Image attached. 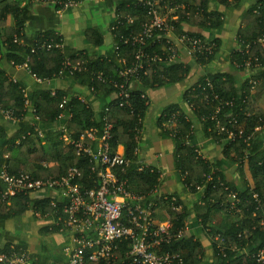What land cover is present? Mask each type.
Wrapping results in <instances>:
<instances>
[{
	"label": "trees",
	"instance_id": "obj_1",
	"mask_svg": "<svg viewBox=\"0 0 264 264\" xmlns=\"http://www.w3.org/2000/svg\"><path fill=\"white\" fill-rule=\"evenodd\" d=\"M66 1L0 0V61L4 60L13 67L26 64L33 79L32 83L29 78L27 89L24 83L11 79L5 70H0V109L10 112L18 122L23 121L28 125L27 132L34 134L27 135L25 131V138L17 144L14 143L17 136L7 140L10 146L2 152L17 151L24 160L12 163L8 157L0 161V170L7 166L11 173L26 171L33 178L46 179L60 178L73 167L80 173L76 181L82 191L98 189L99 163L86 153L76 154L72 145H65L56 127L57 123H62L74 141L91 129L99 134L103 127L104 107L107 106V119L112 126L111 151L122 146L123 158L127 162L123 170L117 169L116 175L119 180L126 181L130 192L143 196L144 202L155 200L154 191L161 183V173L141 162V156L150 147L144 136L172 139L173 165L181 188L190 194L199 192L202 197L188 204L173 194L175 202L169 199L159 202L165 208L171 228H185L195 219L209 240L207 247L213 264H262L256 261L255 255L264 247V108L258 106L264 95V41H259L264 38V0H163L159 3L160 13L173 10L167 14L173 25L172 38L167 41L161 32H152L150 37L142 39L143 43L134 39L148 21L145 11L137 0H116L118 23L110 31L112 54L107 56L96 51L104 44L105 36L95 27L83 31L95 48L91 51L64 46L62 37L54 30L32 35L24 33V2L28 3L27 11L30 12L32 5L39 2L50 3L59 11ZM218 7L241 8L242 27L233 34L237 48L231 51L227 46L232 40L203 34L217 33L225 24L229 11ZM9 16L10 25L6 21ZM187 23L197 30H186L184 24ZM125 38L128 39L126 43ZM189 41H193L191 57L203 69V75L184 90L176 103L163 107L150 127L145 122L150 112L148 97L132 86L136 83L145 90L163 89L185 80L191 68L178 59L177 46L189 44ZM55 44H62V48L57 49L53 46ZM139 48L160 60L141 61L143 68L125 84L129 96L123 104L118 97L117 86L124 81L119 72L135 62L134 56ZM172 49L174 58L171 59ZM222 57L226 58L223 63L233 66L231 73L221 71L219 61ZM66 59L72 64H80L81 70L72 74L63 71ZM98 74L106 77V81L98 80ZM57 77L72 78L76 84L72 88L53 89L34 80L39 78L45 82ZM84 89L85 92L81 93ZM60 115L62 119H59ZM34 127L41 130L42 137L35 135ZM151 129H155V134ZM2 131L0 127V137L5 138ZM229 133L233 135L230 138ZM196 136L221 146L223 158L235 163L240 172L245 163L251 186L238 190L226 181L225 175L216 169V162L203 158L196 146L191 145ZM84 143L94 146V142L87 139ZM4 189L0 180V192ZM230 192L236 193L239 212L232 211V220L213 227L211 213L224 207V197ZM50 202L47 198L33 200L29 194L19 193L8 205L0 207V214L23 215L31 209H39L41 215L48 213L57 217L62 205L56 203L52 206ZM58 228L53 225L51 231L56 232ZM215 235L223 239L222 244L214 240ZM166 249L179 251L183 264H202L205 260L202 241L195 239L188 230ZM27 250L23 242L11 244L0 239V253L27 255L34 264H48L46 260L39 263L40 258ZM60 250L55 251L60 253ZM66 261L67 258L61 264Z\"/></svg>",
	"mask_w": 264,
	"mask_h": 264
},
{
	"label": "built area",
	"instance_id": "obj_2",
	"mask_svg": "<svg viewBox=\"0 0 264 264\" xmlns=\"http://www.w3.org/2000/svg\"><path fill=\"white\" fill-rule=\"evenodd\" d=\"M163 0H137L145 11L147 22L142 26V32L134 41L143 43L144 37H150L152 32H161L163 37L169 41L172 38L173 25L159 11V3ZM78 2L68 0L63 3L62 9L75 6ZM118 16L111 22L109 29L113 31L118 23ZM172 19H175L173 17ZM133 19L131 18L130 21ZM183 38L180 39L182 41ZM264 41V38L259 40ZM128 39H124V43ZM193 52V41H189ZM49 45L48 47H50ZM57 49L62 48V44L53 45ZM117 49V46H115ZM191 52V53H192ZM135 62L131 66L125 67L119 72V76L124 79L118 87V97L120 102H125L129 93L126 89V82L133 77L138 69L143 68L142 60H160L156 56L146 54L142 49L135 53ZM26 69V64L23 65ZM80 64H72L69 59L63 63V71L72 74L80 71ZM98 80L104 82L106 77L97 75ZM37 82H43L35 78ZM122 103H120V106ZM0 111L11 121H17L11 117L10 112ZM109 108L104 107L102 116L103 127L99 134L91 129L74 141L67 135L64 125L58 127L61 132V139L65 145H72L75 153L88 154L92 160L99 163L98 175L100 186L96 190L82 191V186L76 181L80 173L76 168H69L66 174L60 178L47 177L46 179L33 178L26 171L11 173L7 166L0 170V180L4 183L5 189L0 192V207L8 205L11 198L19 193L35 194L44 188L60 189L66 197L61 213L57 215L58 222H63L68 230L69 242L64 247L67 261L65 264H183L179 251L166 249L172 242L182 237L185 228L172 229L170 221L166 218L157 221L156 211L159 202L168 200L175 202L176 197L171 193H161L155 189V200L144 202L143 196H135L130 192L125 180H119L116 175L117 169L123 170L127 162L123 158V151H111V129L112 126L107 119ZM59 119H62L60 115ZM171 120V124H172ZM222 131L223 128H220ZM33 131L38 137L43 133L37 127ZM239 135L241 131L238 132ZM33 136L34 134L27 133ZM228 134V138L232 137ZM23 136L22 139H24ZM94 142L93 145L85 144V140ZM233 139V138H231ZM237 198L224 204L226 211L239 212L236 207ZM52 206L56 202L51 200ZM175 205L171 207L174 208ZM59 224V223H58ZM208 231V229H207ZM214 240L223 243L219 235H215ZM258 263H264V247L255 255ZM0 264H34L27 255L0 253Z\"/></svg>",
	"mask_w": 264,
	"mask_h": 264
},
{
	"label": "crops",
	"instance_id": "obj_3",
	"mask_svg": "<svg viewBox=\"0 0 264 264\" xmlns=\"http://www.w3.org/2000/svg\"><path fill=\"white\" fill-rule=\"evenodd\" d=\"M116 0H81L75 6H71L59 11L55 10L50 3L39 2L32 5V9L27 11L28 3L24 2L22 4L25 10V27L24 33L26 35H32L38 31L54 30L61 37L64 46L72 47L76 50H93V46L85 38L83 31L89 28H97L102 35L105 36L104 44L96 49L100 55H110L112 54L113 40L110 35L109 26L111 22L114 21L116 15ZM219 10H228L229 15L226 18L225 24L217 31V33L209 34L208 32H203L207 37L218 36L222 39H230L233 42L227 46L228 51L237 48L236 42L233 39V34L235 30L242 27L239 18V9H234L233 7H218ZM168 13H171L167 11ZM7 24H11L10 16L7 17ZM186 29V28H185ZM188 30V29H186ZM197 30L191 28L189 31ZM181 56V50L178 49ZM224 59L221 58L220 69L226 73H231L233 71V66L229 63H223ZM188 64L191 71L188 77L180 83L169 86L163 89L145 90L136 83L132 86L136 89H140L148 97L150 103L149 117L145 121L148 126H152L153 122L160 112V110L171 104L176 103L184 90L196 80L203 75V69L198 67L193 59L190 61H182ZM0 70H5L11 79L20 81L24 83L25 87L28 89L30 86V81L33 83V79L29 76L28 70L24 66L13 67L6 63L4 60L0 61ZM29 78L31 79L29 81ZM36 80V79H34ZM37 81V80H36ZM44 86L49 85L53 89H61L66 87H74L76 81L72 78H55L54 80L38 82ZM85 89L81 93H84ZM258 106L264 108V95L260 98ZM61 125L57 123L56 130ZM0 127L3 131L0 137V161L6 158H11L12 163H17L24 160L22 154H17V151L13 152H2L3 149H7L10 143L7 140L14 138V143H19L22 140L25 131L28 133V125L23 121H11L5 117V115L0 111ZM258 129V128H256ZM151 132L155 134V129H151ZM147 144H150L149 149L146 153L141 156V162L143 165L152 166L157 168L161 175V183L157 190L161 193H171L180 197L183 202L190 203L198 201L202 196L199 192L190 194L187 193L178 180V176L175 173L173 165V149L174 143L170 138H160L153 135L150 138L144 136ZM195 145L197 152L205 159L210 162H216V169L221 171L225 175L226 181L230 182L232 185L238 188V190L244 189L247 185L251 186L249 173L247 166L244 163L242 168L243 171L240 172L235 163L228 162L223 158L221 154V146L212 143L208 139H203L202 137H195L191 140V145ZM119 151L122 152V146L119 147ZM44 164L48 165L46 162ZM246 182V184H245ZM228 197L227 201L235 200L236 193L230 192L226 194ZM33 200H41L47 198L53 200L56 203L63 206L66 202V197L63 192L57 188H44L42 191L35 194H30ZM225 204V198H224ZM228 212V211H227ZM224 213L226 209L219 211H214L210 216V224L213 227L219 226L223 220ZM230 216V215H229ZM157 221H161L167 218L166 211L163 205L158 206L155 216ZM229 220V218L227 219ZM59 223V224H58ZM59 226L58 231L52 232V226ZM187 230L195 239L202 241L205 247V260L202 264H213V257L208 250L207 243L208 238H205V232L202 230V226L194 219L193 222L189 221L187 224ZM41 231H44L41 235ZM0 239L11 244H16L18 242H23L27 245V251L29 254L36 255L37 259L40 258L39 263L42 260H46L48 264L53 262L61 264L66 258L64 252V247L68 244V230L64 227L63 222H58L57 217L54 214H44L41 215L40 210L37 209L29 210L23 215H10V214H0ZM60 250L58 253L57 250ZM53 252H50L52 251ZM57 252V254H56ZM47 256H49L47 258ZM39 257V258H38Z\"/></svg>",
	"mask_w": 264,
	"mask_h": 264
},
{
	"label": "rangeland",
	"instance_id": "obj_4",
	"mask_svg": "<svg viewBox=\"0 0 264 264\" xmlns=\"http://www.w3.org/2000/svg\"><path fill=\"white\" fill-rule=\"evenodd\" d=\"M173 10L172 9H170L169 10V12H172ZM163 13V15H167V14H169L168 12H166V13H164V11L162 12ZM184 27L186 28V29H188V30H191V25L190 24H184ZM184 43H182L181 45H178L177 46V48L179 49L180 48V50H181V56H179L178 57V59H180L181 61H184V60H186V61H190L191 59H192V55H191V52H192V48H191V45L190 44H186V45H183ZM170 52H171V54L172 55H170V58L172 59V58H174V50L172 49V50H170ZM48 165H52V163H47ZM225 204H227L228 203V201H227V199H228V197L225 195ZM222 209H224L225 210V208L222 206V208H221V211H222ZM226 213L228 214V215H226L225 213H224V215L222 214V216H223V220L225 219V220H227L228 218L229 219H233V213L232 212H230V211H226ZM230 215V216H229Z\"/></svg>",
	"mask_w": 264,
	"mask_h": 264
}]
</instances>
